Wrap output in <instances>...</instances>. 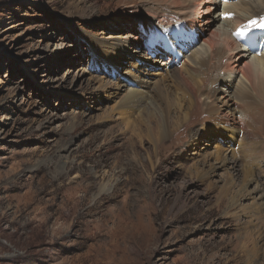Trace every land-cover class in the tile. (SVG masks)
Masks as SVG:
<instances>
[{
	"label": "rangeland",
	"instance_id": "obj_1",
	"mask_svg": "<svg viewBox=\"0 0 264 264\" xmlns=\"http://www.w3.org/2000/svg\"><path fill=\"white\" fill-rule=\"evenodd\" d=\"M140 1L0 0V264H264V204L241 195L259 185L264 196V134L254 183L242 128L231 137L188 115L157 157L142 110L161 116V97L173 112L193 104L168 75L184 59ZM120 39L130 49L107 48ZM155 78L168 96L152 98ZM136 91L142 107L121 105ZM218 153L239 164L214 169ZM84 173L88 201L67 222L61 186L81 195Z\"/></svg>",
	"mask_w": 264,
	"mask_h": 264
},
{
	"label": "bare ground",
	"instance_id": "obj_2",
	"mask_svg": "<svg viewBox=\"0 0 264 264\" xmlns=\"http://www.w3.org/2000/svg\"><path fill=\"white\" fill-rule=\"evenodd\" d=\"M140 2L142 3L134 6V10L147 14L151 22L162 26V32L169 36L165 41L167 48L181 60L184 59V65L179 69H173L168 75L173 77L178 85L180 84L189 98L188 101L191 100L189 104H193L191 112L190 108L183 112L182 105L176 107L173 112L172 105L165 100V97H161L169 94L164 80L155 78L152 86L155 95H152V98L161 97L160 99L165 102L164 105H158L161 116L152 109L146 111L144 109L142 112L145 115L143 122L146 134L155 132V135L149 139L152 148H156L157 157L161 159L165 157L167 147L163 144L172 132V124H181L188 115H191L193 125L201 124L207 129V124L212 125L214 122L222 132H230L231 137H235V133L242 128L247 131V136L242 142L249 143L248 152L244 155L251 158L249 161L246 159L245 162L242 160L245 163V176L248 183H254L255 168L257 166L256 169H260L262 166V161L255 162L257 156L255 155V159L254 154L257 152V145L263 144L259 139L262 137L261 134H264V28L259 27L260 24H264V0H141ZM253 21L256 23L253 24ZM241 30L245 34L237 35ZM129 43L132 42L120 39L109 45L111 47L105 44L103 47L112 48L114 52H123L130 49ZM93 46L100 48L97 45ZM205 82L210 83L211 91H204ZM219 83H225V86L218 89ZM142 94L143 91L130 93L122 100L121 105L128 103L132 108L139 109L145 102ZM199 110L201 116L197 115ZM204 112L211 119L204 116ZM189 124H185L186 131L189 129ZM132 144L134 154H137L140 146L136 141ZM72 148L73 145L65 147L67 152ZM216 158L219 160V166L214 169L223 168L230 162L234 165L238 163L237 160L231 161L220 153ZM252 160L253 162L249 164ZM142 166L148 167L145 163ZM77 167V165L72 167L70 171ZM88 180L85 173L80 177L81 187L78 192L81 195H77V192L67 184L61 186L68 188L69 192L65 190L70 195L69 201L64 199L62 204L69 202L73 204L71 207L64 205L67 207L65 208L67 222L72 218L77 206L88 201L91 189L90 183L87 184ZM226 189L230 188L226 187ZM243 191L241 195L244 199L255 200L259 197L260 202L253 204L258 211L264 204V196L259 185H256L252 191L246 188ZM231 201L232 207L235 208L239 205L240 195L239 197L233 195ZM252 250L255 255H259L258 244H254Z\"/></svg>",
	"mask_w": 264,
	"mask_h": 264
},
{
	"label": "snow or ice",
	"instance_id": "obj_3",
	"mask_svg": "<svg viewBox=\"0 0 264 264\" xmlns=\"http://www.w3.org/2000/svg\"><path fill=\"white\" fill-rule=\"evenodd\" d=\"M253 24H255L256 22L255 21H253L252 22ZM259 27H262V28H264V24H260L259 25ZM245 33H244V31L243 30H241V31H239L238 33H237V35H244Z\"/></svg>",
	"mask_w": 264,
	"mask_h": 264
}]
</instances>
